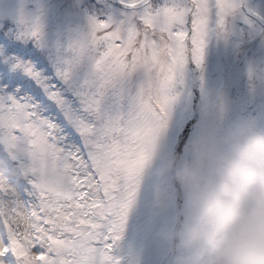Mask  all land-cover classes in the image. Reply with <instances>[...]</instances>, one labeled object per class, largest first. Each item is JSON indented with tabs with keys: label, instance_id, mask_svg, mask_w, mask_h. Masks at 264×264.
<instances>
[{
	"label": "snow or ice",
	"instance_id": "1",
	"mask_svg": "<svg viewBox=\"0 0 264 264\" xmlns=\"http://www.w3.org/2000/svg\"><path fill=\"white\" fill-rule=\"evenodd\" d=\"M234 21L264 24V5L0 3V264H128L133 214L146 264H169L156 232L186 209L168 165L224 129L178 107L182 75L200 67L209 36Z\"/></svg>",
	"mask_w": 264,
	"mask_h": 264
},
{
	"label": "clouds",
	"instance_id": "2",
	"mask_svg": "<svg viewBox=\"0 0 264 264\" xmlns=\"http://www.w3.org/2000/svg\"><path fill=\"white\" fill-rule=\"evenodd\" d=\"M167 171L186 209L156 232L172 254L169 264H264V138L224 128ZM167 187L157 211L166 206Z\"/></svg>",
	"mask_w": 264,
	"mask_h": 264
},
{
	"label": "rangeland",
	"instance_id": "3",
	"mask_svg": "<svg viewBox=\"0 0 264 264\" xmlns=\"http://www.w3.org/2000/svg\"><path fill=\"white\" fill-rule=\"evenodd\" d=\"M46 5H59L64 0H44ZM3 3V0H0ZM255 5H264L257 0ZM46 23L55 38L57 20L51 10ZM82 24L83 21H78ZM264 28L242 21L229 24L226 34L213 32L204 51L199 68L188 65L182 75V95L178 107L189 118L208 116L223 128L239 127L264 138ZM141 220L133 214L128 222L123 248L128 264L150 259L142 250L139 237Z\"/></svg>",
	"mask_w": 264,
	"mask_h": 264
},
{
	"label": "water",
	"instance_id": "4",
	"mask_svg": "<svg viewBox=\"0 0 264 264\" xmlns=\"http://www.w3.org/2000/svg\"><path fill=\"white\" fill-rule=\"evenodd\" d=\"M251 3H252V1H250ZM262 25H264V24H262Z\"/></svg>",
	"mask_w": 264,
	"mask_h": 264
}]
</instances>
